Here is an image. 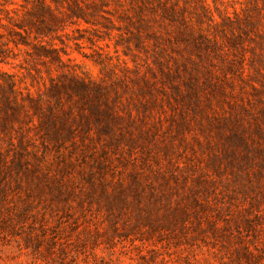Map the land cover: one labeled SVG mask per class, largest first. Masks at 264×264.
Listing matches in <instances>:
<instances>
[{"label":"rangeland","instance_id":"374dc122","mask_svg":"<svg viewBox=\"0 0 264 264\" xmlns=\"http://www.w3.org/2000/svg\"><path fill=\"white\" fill-rule=\"evenodd\" d=\"M6 1L0 0L4 25L5 10L24 5ZM220 1L229 13L244 7V0ZM73 29H66L64 44L54 42L66 54L60 53L66 68L105 83L136 70L113 41L95 47ZM26 50H14L17 56L0 70L35 93L47 84L49 66ZM156 98L165 111L150 103V114L138 121L141 136L132 132L127 143L130 129L114 128L125 152L110 161L87 154L64 164L50 146L41 168L28 158L20 180L11 166L3 185L0 264H264V219L255 216L264 215V107L248 106L249 95L235 96L232 106L214 101L195 115L182 103L169 107L162 95Z\"/></svg>","mask_w":264,"mask_h":264},{"label":"trees","instance_id":"16d2710c","mask_svg":"<svg viewBox=\"0 0 264 264\" xmlns=\"http://www.w3.org/2000/svg\"><path fill=\"white\" fill-rule=\"evenodd\" d=\"M23 1L5 10L7 24L0 23V63L23 47L31 60L49 67L47 84L35 70L44 81L35 93L0 70V213L8 203L4 186L11 166L20 180L28 158L41 168L50 146L64 164L87 154L110 161L125 152L114 128L130 129V143L143 134L138 121L148 117L150 103L165 111L158 93L169 107L182 103L195 115L203 106L212 109L214 101L232 106L235 96L249 95L248 106L255 101L264 107V0H244L241 13H229L220 0L213 6L206 0ZM68 28L95 47L113 41L115 52L131 58L136 70L105 83L66 68L60 53L66 54L54 42L64 44ZM241 108L249 112L243 102Z\"/></svg>","mask_w":264,"mask_h":264}]
</instances>
